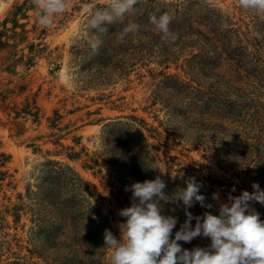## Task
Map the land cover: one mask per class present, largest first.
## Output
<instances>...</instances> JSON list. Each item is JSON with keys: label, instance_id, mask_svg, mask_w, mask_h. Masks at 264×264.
Instances as JSON below:
<instances>
[{"label": "rangeland", "instance_id": "1", "mask_svg": "<svg viewBox=\"0 0 264 264\" xmlns=\"http://www.w3.org/2000/svg\"><path fill=\"white\" fill-rule=\"evenodd\" d=\"M23 1L0 0V23ZM205 1L232 29V45L253 59L255 47L264 46V15L242 9L238 0ZM28 4L27 15L17 17L19 35L0 50V264H109L111 250L97 230L107 225L119 238L117 224L126 218L118 211L131 206L125 187L135 182L164 181L168 216L180 204L173 190L179 194L190 177L204 182L209 196L219 193V201L211 199L217 213L229 194L253 191L252 172L233 165L237 152L213 138L229 141L236 134L240 152L264 138V94L261 117L248 110L229 121L209 113L204 120L216 128H204L193 120L196 112L188 113L194 98L168 84V75L195 87L207 82L201 58H190L202 41L177 58H164L148 37L140 47L134 43L135 56L130 47L99 56L107 31L92 27L88 6L104 8L107 0H72L51 28L36 22ZM65 72L71 87L61 79ZM246 92L258 94L249 86ZM250 203L255 211L264 207ZM96 210L108 221L91 222ZM206 239L179 243L192 250Z\"/></svg>", "mask_w": 264, "mask_h": 264}, {"label": "clouds", "instance_id": "2", "mask_svg": "<svg viewBox=\"0 0 264 264\" xmlns=\"http://www.w3.org/2000/svg\"><path fill=\"white\" fill-rule=\"evenodd\" d=\"M238 3L244 10L264 15V0H238ZM32 4L36 22L43 28H51L56 18L69 10L72 0H32ZM136 4L137 0H107L104 8L88 6L91 25L100 28L122 20ZM150 21L165 43H175L177 36L169 28L171 17L168 14L152 16ZM139 27L129 23L124 33H138ZM61 79L65 86H72L68 73H62ZM186 184V189L175 198L183 202L186 219L174 238L172 233L178 218L162 215L161 202L167 201L164 181L157 176L154 180L125 187V191L132 194L131 206L118 211L120 217L126 218L117 224L119 238L109 229L104 231V247L111 250L109 264H264V221L250 203L264 205V189L253 182L252 192L243 191L239 196L229 194L227 202L219 205V215L206 211L203 216L194 217L188 209L195 203L207 209L213 205L199 194L202 184L195 177L188 178ZM212 199L219 201V193H213ZM193 220L196 221L194 227ZM196 237L210 238L211 243L192 250L182 248L179 243H190Z\"/></svg>", "mask_w": 264, "mask_h": 264}, {"label": "trees", "instance_id": "3", "mask_svg": "<svg viewBox=\"0 0 264 264\" xmlns=\"http://www.w3.org/2000/svg\"><path fill=\"white\" fill-rule=\"evenodd\" d=\"M28 1L24 0L21 4L13 6V11L9 13V17H5L0 23V50L7 46L12 38L19 35L16 27L21 24L17 22V17L27 15L26 11L31 5L28 4ZM156 3L159 2L156 0H146L144 3L137 1V4L130 12L125 14L122 20L103 25L102 27L107 31V35H104L105 42L103 38L104 44L102 42L99 56L104 50H110L114 54H121L127 47L133 50V56H135L137 55L135 54L137 50H135L136 45L134 43L140 42V47L142 45L141 40L148 37L161 45L159 54L163 55L164 58H177L184 47L202 41L198 52L190 53V58H201L199 63H202L204 72L205 70L209 71L207 74H204L207 82L203 86L198 83L196 87L192 86L189 82L180 80L175 75L166 76L170 79V82L167 83L172 89L175 88L178 93L182 92L184 96L189 95L191 98H194L193 108L190 107L188 113L196 112L199 117L193 120L199 123L198 126L216 128V124L212 123L211 120H204L209 113L211 115L216 114L220 118H225L229 121L233 119L232 116L239 117V119L242 116L244 117L248 110L253 112L254 115H258L259 96L264 94V92H261L264 90V61L259 58L264 54V46H256L253 53V57H255L253 59H246L245 57L248 56V53L245 54L242 49L238 51L237 47L232 45V38L229 36L233 31L228 27L229 25L225 22L226 20H223L215 8L211 7L205 0L201 3L197 1H188L187 3L170 2V4L159 3V5H156ZM162 14H168L171 17L169 28L177 36L174 44L169 45L165 43L161 38V34L150 21V17H159ZM254 18L257 19V16ZM8 22L12 23L10 28L7 26ZM253 22H255L254 19ZM129 23H136L140 26L138 33H124V28ZM28 58H31V56ZM248 86L254 89V92H258V94L249 97L246 92ZM233 96L237 99H233ZM23 111L25 112V110ZM204 116L205 118L202 119ZM259 121L264 123V118ZM205 122H207V125H203ZM234 135L231 136L229 141H219L213 138V142L225 145L229 151L235 150L237 156L233 157L235 159L233 165L244 173L252 172L256 183L260 185V188H264V138L258 139L253 145L240 152L237 150L240 140L236 138V134ZM196 144L199 143L196 142ZM144 151H146L145 147ZM135 153L138 156L139 153L136 150ZM139 155H141V152ZM228 156L230 155L228 154ZM132 158L135 161L137 157L133 155ZM195 179L202 184L199 194L206 197V203H211L212 195L209 196V191L211 190L205 186L204 182H201L197 178ZM209 181L215 182L214 180ZM172 193L180 194L176 190H173ZM179 202L180 204L176 208V213L172 212V216L178 218V224L173 229L174 233L179 230L180 225L186 219L183 202ZM163 209L162 215L168 216L167 209ZM188 211L194 217L203 216L206 211L213 215H219L212 208L201 207L199 203H195ZM256 212L259 213L261 221H264V207H256ZM91 215V222H96L97 220L99 222L108 221L107 217L102 219L103 214L100 211L96 210V213H92ZM195 223L196 221L193 220L192 226H195ZM105 229L111 230L105 225L102 227V230L97 231L104 232ZM113 234L116 236L115 233ZM206 241L207 244L205 243L201 247H208L210 245V238H207ZM188 247L191 250L190 245ZM11 264L13 263L11 262ZM15 264L18 263L15 262Z\"/></svg>", "mask_w": 264, "mask_h": 264}]
</instances>
